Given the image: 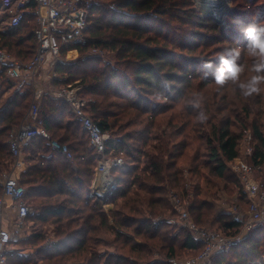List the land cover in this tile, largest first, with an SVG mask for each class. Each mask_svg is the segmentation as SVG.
<instances>
[{
    "label": "trees",
    "instance_id": "obj_1",
    "mask_svg": "<svg viewBox=\"0 0 264 264\" xmlns=\"http://www.w3.org/2000/svg\"><path fill=\"white\" fill-rule=\"evenodd\" d=\"M89 23V42L70 48L81 57L72 63L60 62L52 83L63 87L82 82L89 112L124 151L126 165L114 170L118 188L111 197L103 202L91 195L98 155L67 103L46 96L39 113L42 126L51 138L68 145L74 160L53 149L41 135L24 149L27 167L21 184L29 202L39 208L33 221L54 223L58 238L37 256L46 260L44 264H170L158 256L198 255L203 246L186 229L167 222L177 216L168 197L170 189L194 199L190 212L197 224L219 223L223 231L237 235L242 222L227 214L215 217L213 204L199 197L205 181L227 178L228 164L240 154L242 137L233 126L243 114L253 115L251 104L263 102L264 92L250 100L234 86L218 91L211 77L202 81L193 74V61L199 57L176 51H208L214 35L199 29L217 30V26L199 17L192 0H98ZM35 26V16L28 14L17 27L0 30V47L16 59L31 61L38 45ZM220 41L222 37L215 42ZM91 47L115 52L116 65H104L96 56L83 57ZM241 62L251 63L245 51ZM5 70L0 65V91L9 86ZM249 75L245 71L241 79ZM197 77L201 80L195 81ZM196 92L204 97L205 122L196 119L197 111L189 105ZM32 95L31 90H17L0 106V171L11 167L10 131L20 124ZM151 97L169 101L155 104ZM249 128L256 141L252 163L262 168L260 119H253ZM108 205L112 208L105 210ZM100 233L112 235L118 251H100L98 246L109 245ZM41 236L36 233L32 244L38 245ZM263 244L264 227H256L230 252L218 254L213 264H264ZM29 256L11 252L8 264L30 262Z\"/></svg>",
    "mask_w": 264,
    "mask_h": 264
},
{
    "label": "built area",
    "instance_id": "obj_2",
    "mask_svg": "<svg viewBox=\"0 0 264 264\" xmlns=\"http://www.w3.org/2000/svg\"><path fill=\"white\" fill-rule=\"evenodd\" d=\"M98 0H0V11L8 16V28L20 25L28 14L35 16L36 26L33 31L38 45L33 59L29 62L16 59L7 49L0 47V65L13 86L19 91L36 83L38 74L44 65H49V75L56 79V66L64 62L62 53L71 47L86 45L89 39L86 31L89 27L91 9ZM92 56H99L100 49L92 47ZM84 85L80 82L55 88L54 98L67 103L75 118L86 131L90 146L96 151L98 161L95 175L90 185V193L95 198L105 201L118 188L114 170L126 165L124 151L118 148L116 140L94 119L88 110L89 99L83 96ZM40 106L35 99L23 116L20 124L10 131L8 143L13 157L9 170L0 173V264H5L6 254L11 241L21 238L28 223L38 214L39 209L27 199V190L21 184V174L26 169L25 147L36 137L44 136L51 147L63 153L69 161L74 156L67 144L50 137L39 117ZM249 143L252 134L246 136ZM254 148L247 150L246 156L252 158ZM235 162V164H234ZM232 169L242 184L243 193L248 200V214L242 222L237 235H227L220 230L200 226L190 212L189 198L180 196L175 190H169L171 201L177 216L169 223H177L186 229L191 237L203 246L196 256L170 258V264H213L218 254L230 252L254 228L264 227V185L257 181L254 174L259 166L237 157ZM242 233H247L242 236Z\"/></svg>",
    "mask_w": 264,
    "mask_h": 264
},
{
    "label": "rangeland",
    "instance_id": "obj_3",
    "mask_svg": "<svg viewBox=\"0 0 264 264\" xmlns=\"http://www.w3.org/2000/svg\"><path fill=\"white\" fill-rule=\"evenodd\" d=\"M208 5H210L209 8L207 7ZM208 5L206 6V8H202L201 7L202 5L199 3V0H192V7L197 12L199 17L207 18L210 20L212 24H215L217 26V30H210L208 28L199 29V33L206 34L209 36L214 35L212 36V39H215V40L211 39L212 42H210V45H209L210 49L202 53H201V48L200 50L195 51V52L187 51V50L185 51L183 50V52H181L182 50H177L176 51L177 53H180V54L185 53L186 55L189 54V57L190 56H194L195 58L203 57L207 60L215 61L217 57L219 56V54L225 48L240 46L242 47L241 51H244L243 47L246 45L247 41L244 39V37L240 33L239 26L237 25L235 21L237 20L242 21L244 25L256 19H259L260 22H264V0H227V6L223 10L218 7V3H212ZM111 7H114V5H112ZM203 13L207 15H204ZM8 20L9 19L6 13L3 11H0V28L5 30L6 27H8ZM177 31H178L177 33H180V30H177ZM220 37H222V41L215 42L217 39H220ZM91 49L92 47L89 48V50L85 53V56L83 57L92 56L90 53L92 51ZM99 49H100L99 56H96V57H99V59L102 60V63L104 65L111 64L115 66L117 63L116 58H115V52L107 51L101 48ZM81 55L82 54L79 52L76 56H72L67 53H62V58H64V62L72 63V62L77 61L81 57ZM193 62L196 63V66H194L196 71L192 70L194 72L193 74L200 75L201 70L199 69L198 60H194ZM44 66L45 67L47 66L49 68V65H44ZM122 69H125V68H122ZM198 79L199 78L197 77L195 81H198ZM200 80L201 79H199V81ZM52 82L53 80L50 77L45 78L39 75L38 78L36 79V83L30 87L28 86L23 91L31 90L33 93L31 102L33 99H35L37 103L39 104V106L41 107L45 104L44 102H45L46 96L53 97L52 93L55 91V88L61 87V86H56V85L53 86ZM75 82L82 83L80 80H76L72 83H75ZM17 90L18 89L15 86H13L11 83H9V86H6L3 90H1L0 91V106L5 104V102H7L8 99ZM83 96H84V91H83ZM256 96L257 95L252 96L250 100L255 99ZM150 99L153 102H155V104H159V103L164 104L167 101H169L168 97H165L164 99H155L154 97H151ZM262 101L263 102H260L259 104H251L254 109L253 115L247 118L243 114L242 121L235 122L236 126H233V129L237 133L242 134V137L240 139V145H239L240 154L238 157L248 160L250 163H252V158H250L249 156H246V152L247 150L250 149V145L251 147L255 148L256 141L253 140V137H252L249 143V140L247 139L246 136L251 134V129L249 127L251 126V123L253 119L255 118L260 119L261 129L264 134V113H263L264 97ZM233 162L234 160L232 161V163L228 164L229 166H228V173H227L226 179L221 180V179L212 178L214 179L213 180L214 182L212 181L210 183H207L205 181V183L202 184V191H201L199 198L207 200L209 203L213 204L214 206L213 213L215 217L221 214H227V215H231L234 218L240 217V219H244L248 214V207H249L248 204L249 203H248L246 195L243 193V187L241 186L242 184L237 178L235 172L233 171L231 167ZM2 171H0V173ZM254 177L257 181H260L264 185V165L262 168L259 167V169L256 170ZM168 188L169 187L167 186V189ZM170 190H173V189H170ZM193 200L194 199L191 197L190 202L193 203ZM104 208L105 210H107L112 207L111 205H108V206H104ZM79 217H82V214H80ZM175 218L176 217H172V218H169V220H174ZM211 219L212 217H210L209 220ZM169 220H167V222ZM173 225H177V227L180 229V226L177 223H174ZM203 225H204L203 227L213 229V230L219 229L223 233L233 236L229 234L227 231H223L222 228H219L218 227L219 223L208 222ZM55 226L56 225L54 223L41 225L31 220L28 223L27 227L25 228L24 235L21 238H18V237L14 238L15 240L13 241V244L11 243L10 250L6 254L5 264H8L9 254L14 251L22 255L23 254L30 255L29 256L30 262H28L26 259L22 262V264H25V262H28L27 264H44L46 260H41L37 256L38 255L37 252L40 251V249L42 248L52 247V245H54L58 241V238L56 237ZM36 233H41L42 234L41 237L43 238H42V241L38 245L35 246L32 244V242L36 241V239L34 238V235ZM101 234H104V233H100L99 235ZM246 234L247 233H242V236H245ZM102 236L105 238V243H108L109 245L98 246L97 248L100 251H107V252L118 251L115 248V246L112 245L113 240H114L112 235L104 234ZM33 238L34 240L32 241ZM19 241H25V242L19 243ZM17 242L19 244H17ZM180 254H183V252L182 253L180 252ZM158 258L164 261L169 259V258L167 259L164 256H160V257L158 256ZM234 258L235 257L231 256V258L229 259H232L233 261ZM36 259H39V260L37 261Z\"/></svg>",
    "mask_w": 264,
    "mask_h": 264
},
{
    "label": "clouds",
    "instance_id": "obj_4",
    "mask_svg": "<svg viewBox=\"0 0 264 264\" xmlns=\"http://www.w3.org/2000/svg\"><path fill=\"white\" fill-rule=\"evenodd\" d=\"M239 31L247 41L243 50L251 58V63L245 65L241 62L242 51L240 46L225 48L215 61L199 58L198 64L200 78L211 81L217 85L220 91L226 86H234V90L244 97H252L264 92V22L259 19L244 25L242 21H235ZM245 71L250 75L241 79ZM204 97L200 92L194 93L189 99V105L197 111L196 119L205 122L208 119L207 113L202 109Z\"/></svg>",
    "mask_w": 264,
    "mask_h": 264
},
{
    "label": "bare ground",
    "instance_id": "obj_5",
    "mask_svg": "<svg viewBox=\"0 0 264 264\" xmlns=\"http://www.w3.org/2000/svg\"><path fill=\"white\" fill-rule=\"evenodd\" d=\"M199 3L202 5V8H206L208 4L212 3H218V7L222 10L227 6V0H199ZM207 7L209 8L210 5H208Z\"/></svg>",
    "mask_w": 264,
    "mask_h": 264
},
{
    "label": "crops",
    "instance_id": "obj_6",
    "mask_svg": "<svg viewBox=\"0 0 264 264\" xmlns=\"http://www.w3.org/2000/svg\"><path fill=\"white\" fill-rule=\"evenodd\" d=\"M6 28H8V27H6ZM0 30H4V29L0 28ZM77 54H78V52L75 53L74 51L70 53V55H72V56H76ZM49 72H50L49 68H48L47 66H46V67L43 66V67L41 68V70H40L38 76L40 75V76H42V77H45V78L47 77V78H49V77H50Z\"/></svg>",
    "mask_w": 264,
    "mask_h": 264
}]
</instances>
